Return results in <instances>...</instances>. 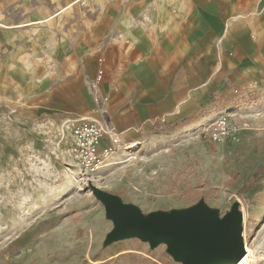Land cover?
<instances>
[{"label": "crops", "instance_id": "crops-1", "mask_svg": "<svg viewBox=\"0 0 264 264\" xmlns=\"http://www.w3.org/2000/svg\"><path fill=\"white\" fill-rule=\"evenodd\" d=\"M76 2L51 10L39 0H11L24 15H7L0 32V50H7L0 92L17 86L35 101L30 111L73 122L97 116L91 85L104 69L97 93L121 140L112 157L128 145L140 152L164 128L230 111L236 125L247 119L251 126L229 145L214 143L215 152L203 147L206 172L219 187L240 173L232 194L252 182L264 160V0H103L86 9ZM139 185L148 187L143 179Z\"/></svg>", "mask_w": 264, "mask_h": 264}, {"label": "rangeland", "instance_id": "rangeland-1", "mask_svg": "<svg viewBox=\"0 0 264 264\" xmlns=\"http://www.w3.org/2000/svg\"><path fill=\"white\" fill-rule=\"evenodd\" d=\"M102 1L77 0L76 4L86 9ZM39 2L53 10L69 0ZM18 6L0 0V32L7 15L19 19L24 15ZM6 51L4 46L0 57ZM34 103L17 86L0 92V264H186L165 241L153 245L139 236L116 237L117 227L96 190L137 207L143 216L190 212L203 204L223 220L239 203L243 240L264 254V160L253 181L237 194L229 190L240 173L230 174L226 186L212 182L202 149L216 151L207 136L213 120L188 128H164L161 135L140 144V152L129 145L121 148V156L105 166L111 167L109 171L89 176L69 163L76 121L56 124L30 111ZM261 109L255 110L257 117ZM246 121L247 127L232 122L248 128L250 121ZM167 163L172 164L168 171ZM187 178L182 190L181 182ZM141 179L148 187H140ZM248 187L255 191L244 198Z\"/></svg>", "mask_w": 264, "mask_h": 264}, {"label": "water", "instance_id": "water-1", "mask_svg": "<svg viewBox=\"0 0 264 264\" xmlns=\"http://www.w3.org/2000/svg\"><path fill=\"white\" fill-rule=\"evenodd\" d=\"M95 193L117 227L116 237L139 236L153 245L165 241L175 257L186 264H235L245 256L239 203L223 220L203 204L190 212L143 216L137 207L123 205L112 194Z\"/></svg>", "mask_w": 264, "mask_h": 264}, {"label": "built area", "instance_id": "built-area-1", "mask_svg": "<svg viewBox=\"0 0 264 264\" xmlns=\"http://www.w3.org/2000/svg\"><path fill=\"white\" fill-rule=\"evenodd\" d=\"M104 69H99L96 79L91 85L92 98L97 116L79 118L74 124L73 141L70 146V164L84 175H93L112 163V155L121 144L116 130L109 123V112L106 100L97 93V87L104 78ZM245 127L247 123H243ZM243 128L235 126L231 116L224 112L210 124L208 139L213 143H224L231 140L234 134ZM108 138L110 144L103 146V140Z\"/></svg>", "mask_w": 264, "mask_h": 264}, {"label": "bare ground", "instance_id": "bare-ground-1", "mask_svg": "<svg viewBox=\"0 0 264 264\" xmlns=\"http://www.w3.org/2000/svg\"><path fill=\"white\" fill-rule=\"evenodd\" d=\"M245 244V256L239 263L235 264H264V254L259 255L258 250Z\"/></svg>", "mask_w": 264, "mask_h": 264}]
</instances>
